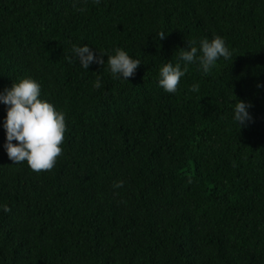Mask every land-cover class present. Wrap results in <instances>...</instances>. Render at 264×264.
<instances>
[{"label": "trees", "instance_id": "trees-1", "mask_svg": "<svg viewBox=\"0 0 264 264\" xmlns=\"http://www.w3.org/2000/svg\"><path fill=\"white\" fill-rule=\"evenodd\" d=\"M214 35L233 59L165 92L162 64ZM83 44L141 63H69ZM21 77L66 132L51 170L12 163L0 102V264H264V0H0V92Z\"/></svg>", "mask_w": 264, "mask_h": 264}, {"label": "clouds", "instance_id": "clouds-1", "mask_svg": "<svg viewBox=\"0 0 264 264\" xmlns=\"http://www.w3.org/2000/svg\"><path fill=\"white\" fill-rule=\"evenodd\" d=\"M93 3L99 4L100 0H93ZM165 35L166 33L161 31L157 37L162 40ZM71 52L73 56H66L69 63L76 59L81 67L88 69L92 62L102 65L106 62L113 76L125 80L134 75L141 63L119 47L115 48L114 54L101 52L107 55L106 61L95 56L86 44L74 45ZM221 57L233 59L223 37L214 35L211 39L204 37L198 41L188 40L186 48H179V59L184 62V67L182 68L180 63L164 62L159 68L158 83L165 92L176 93L181 78L188 71V65L198 63L199 69L204 74H208ZM94 86L96 88L101 86L99 79ZM190 90L197 92L199 85H192ZM40 91L41 86L37 81L30 77H21L12 81L10 87L0 92V102L7 106L3 123L5 151L12 163L27 162L36 172L51 170L54 167L57 157L62 154L61 144L66 132L65 113L57 111L52 104L40 99ZM248 107L250 104L244 101L236 100L235 102L234 120L239 128L251 119L247 111ZM13 140L17 143L14 144ZM122 186L123 181L114 184L116 188ZM3 210L10 211L7 206Z\"/></svg>", "mask_w": 264, "mask_h": 264}]
</instances>
